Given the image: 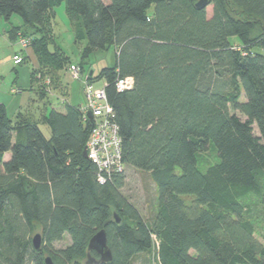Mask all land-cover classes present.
I'll return each mask as SVG.
<instances>
[{
    "label": "trees",
    "instance_id": "obj_1",
    "mask_svg": "<svg viewBox=\"0 0 264 264\" xmlns=\"http://www.w3.org/2000/svg\"><path fill=\"white\" fill-rule=\"evenodd\" d=\"M62 1L0 0L6 22L22 21L9 39L32 38L30 80L40 97L43 82L69 64L52 26ZM196 2L65 0L75 39L85 42L81 73L94 50L115 49L112 67L86 75L105 83L122 169L99 172L83 155L91 120L78 106L33 120L8 117L0 103V264H46V256L86 264L100 229L112 258L92 264H133L152 248L156 264H264V224L256 237L250 212L257 204L264 213V0H208L210 15ZM124 76L134 84L119 92L114 83ZM206 151L214 157L203 165ZM127 169L155 186L148 217L122 191ZM65 234L69 243L55 246Z\"/></svg>",
    "mask_w": 264,
    "mask_h": 264
},
{
    "label": "rangeland",
    "instance_id": "obj_2",
    "mask_svg": "<svg viewBox=\"0 0 264 264\" xmlns=\"http://www.w3.org/2000/svg\"><path fill=\"white\" fill-rule=\"evenodd\" d=\"M208 15L211 14L212 4H209L206 7ZM55 19L53 22V31L54 36L57 39L62 48L66 51V54L69 56V64L65 66L66 68L57 71L55 80L49 84H46L45 91L43 89V97H40L38 93L39 84L38 82L30 80V75L32 69L37 66V60L34 55L31 54V59L25 56V61L20 64H17L15 67L16 70L9 69L6 67L3 68L0 77V102L5 103L8 113L13 117V107L17 103L22 104L23 107L21 111L27 113L33 118H39L41 114L48 113L51 108L64 109L66 103L62 101L65 99L67 104L71 106L75 105H84V84L81 79L72 78V74L69 70V66H79L81 63V50L85 45L84 41H74L73 37V23L69 20L65 13V0L61 2L58 6L55 7ZM12 22L15 24L21 23V19L17 15L12 16ZM72 25V26H71ZM259 34V30L256 31ZM17 47V46H16ZM19 47V45H18ZM28 49V48H27ZM24 54V53H23ZM115 49L110 47L107 50H94L91 53L86 63H84V73H80L81 77H85L89 71H92L93 76L97 77L103 68L112 67L115 64ZM102 79H97L93 84L94 88L101 87L103 85ZM13 88L16 92L11 93L10 89ZM17 89H20L19 92ZM19 92V93H18ZM20 94L23 96L20 97ZM19 98H16V96ZM240 101H244V95L241 93L239 97ZM241 119L246 117L238 112L237 110H232ZM40 129L45 136H50V129L47 125L40 123ZM254 133L258 134L257 128L253 125ZM9 154H6L8 156ZM210 151L203 153V159L201 162L203 165L208 161L213 160ZM127 176L125 185L122 188L124 194L130 199L134 205L140 210L144 217L151 215V211L154 209L155 205V186L150 179L149 175L144 172L136 171L133 169H127ZM251 214L253 218L257 221L256 237L259 236V231L261 225L264 224V213L262 208L257 204H251ZM250 214V215H251ZM40 233V226L37 224L34 225L33 232L31 237ZM70 239L68 235H64L63 239L55 244V246H65L69 243ZM154 249L152 248L148 252H143L134 260L133 264H156L153 260ZM86 261V259L84 260Z\"/></svg>",
    "mask_w": 264,
    "mask_h": 264
},
{
    "label": "built area",
    "instance_id": "obj_3",
    "mask_svg": "<svg viewBox=\"0 0 264 264\" xmlns=\"http://www.w3.org/2000/svg\"><path fill=\"white\" fill-rule=\"evenodd\" d=\"M31 40L30 36L19 35L17 43L20 50L26 49ZM12 60L14 64H20L23 56L17 52L12 56ZM69 70L72 78L81 79L84 84L85 104L78 107L83 120H91V130L84 147L86 157L98 167L99 172L120 171L122 169L120 137L118 127L112 120V107L106 97L105 83L94 88L93 84L88 82L87 75L81 77L79 67L70 65ZM46 81L49 84L48 78ZM133 84L134 79L131 76L119 77L114 83L119 92L132 88ZM98 178L102 181L103 174H99Z\"/></svg>",
    "mask_w": 264,
    "mask_h": 264
},
{
    "label": "crops",
    "instance_id": "obj_4",
    "mask_svg": "<svg viewBox=\"0 0 264 264\" xmlns=\"http://www.w3.org/2000/svg\"><path fill=\"white\" fill-rule=\"evenodd\" d=\"M61 4V3H60ZM58 6V5H57ZM56 7V6H55ZM55 7L53 9L54 11V16L52 18V26H53V22H54V19H55ZM65 13H66V16L69 18L67 12H66V9H65ZM70 20V18H69ZM19 25H22V21L21 23L19 24H15L12 22V16L10 18V20L8 22H6L1 16H0V77L3 73H1L2 69L6 67L9 68V69H13V70H16L14 66H16L17 64H14L13 60H12V56L14 54H16L17 52H20L23 57H28L29 59H31V54L34 55L32 49L30 48H26V49H22L20 50V47H18V43H17V39H9L8 37V34H7V31L9 30L10 26H19ZM72 26V25H71ZM72 30H73V37H74V41H76L75 39V32H74V27H72ZM54 33V31H53ZM18 38V37H17ZM55 38V36H54ZM57 41V39L55 38V42ZM56 44L59 46V48H61L65 53L66 51L62 48V46L56 42ZM17 46V47H16ZM94 52V51H93ZM24 53V54H23ZM36 67V66H35ZM90 72L92 71H89L88 73L90 74ZM93 74V73H91ZM90 74V75H91ZM86 75V74H85ZM38 77V75H37ZM83 78V77H82ZM35 81V80H33ZM94 83V82H93ZM19 92L21 91L20 89H17ZM10 92L11 93H15L16 91L11 88L10 89ZM18 92V93H19ZM23 96L22 94H20V97ZM16 98H19V96L17 95ZM64 103H67V101L65 102V99H63ZM0 103H3L2 101ZM5 105V103H3ZM23 107V103L22 104H19L17 103L16 105L14 104V107H13V117H11V115L8 113V110L6 108V105H5V108H6V113L8 115V117L10 118H14L18 113L20 114H24L26 117H29L33 120H38L42 115H45L46 113L44 114H41L39 118H33L32 116H29L27 113H23L21 111L22 107ZM75 106H80V105H75ZM21 107V109H20ZM55 109V108H54ZM57 109V108H56ZM58 110H61L62 109H58Z\"/></svg>",
    "mask_w": 264,
    "mask_h": 264
},
{
    "label": "water",
    "instance_id": "obj_5",
    "mask_svg": "<svg viewBox=\"0 0 264 264\" xmlns=\"http://www.w3.org/2000/svg\"><path fill=\"white\" fill-rule=\"evenodd\" d=\"M208 5V0H197L195 6L197 8H205ZM92 72H90L91 74ZM83 155L86 157L85 150L83 151ZM116 216V215H115ZM116 222H119V218L115 217ZM33 247L37 250L41 247V234L36 233L33 235L31 239ZM91 251H93L97 256L96 259L94 256L91 255ZM112 258L111 251L107 245V237L106 232L104 229L98 230L89 240L88 243V253H87V260L85 261L86 264L98 263L100 262H108ZM46 264H54L51 259L46 256L45 257Z\"/></svg>",
    "mask_w": 264,
    "mask_h": 264
}]
</instances>
